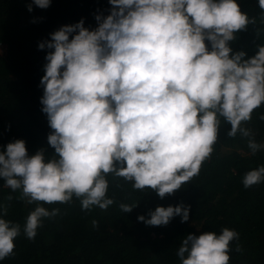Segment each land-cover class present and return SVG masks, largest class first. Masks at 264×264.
Instances as JSON below:
<instances>
[{
	"label": "clouds",
	"instance_id": "obj_1",
	"mask_svg": "<svg viewBox=\"0 0 264 264\" xmlns=\"http://www.w3.org/2000/svg\"><path fill=\"white\" fill-rule=\"evenodd\" d=\"M33 3L46 9L51 0ZM110 3L111 14L97 15L95 30L81 20L39 44L41 50H54L46 56L41 103L55 155L46 158L41 149L30 156L24 140L0 151L4 186L36 204L23 229L3 218L8 209L0 204V260L13 254L21 231L33 240L45 218L60 214L44 204H69L75 197L82 210H107L114 204L107 196L109 174L131 182L135 190L150 188L161 198L174 194L211 158L221 118L231 124L230 137L248 138L253 155L264 149L244 126L264 104V46L249 59L243 51L233 53L234 33L255 23L236 0ZM259 7L264 9V0ZM262 182L264 165L242 177L246 189ZM136 206L120 208L130 213ZM189 213L190 206L183 204L161 206L138 220L161 226L175 216L187 222ZM92 224L98 227V221ZM239 238L228 227L219 235L190 234L177 256L180 264H230L231 244Z\"/></svg>",
	"mask_w": 264,
	"mask_h": 264
},
{
	"label": "trees",
	"instance_id": "obj_2",
	"mask_svg": "<svg viewBox=\"0 0 264 264\" xmlns=\"http://www.w3.org/2000/svg\"><path fill=\"white\" fill-rule=\"evenodd\" d=\"M241 11L255 23L234 33L229 42L233 53L243 51L244 59L254 57L264 46V9L259 0H236ZM32 5V11L28 6ZM114 6L110 0H51L42 9L33 0H0V151L15 140H24L30 156L44 149L46 158L55 155L48 143L53 131L42 111L41 85L49 51L39 48L51 40V33L81 20L95 30L97 15L107 17ZM78 33H73V36ZM72 37H70L71 39ZM211 51V42L205 40ZM264 104L254 110L245 127L256 142L264 144ZM222 119L218 142L211 158L202 164L198 176L161 198L155 190H135L123 178L108 175L107 196L114 204L107 210H82L80 201L43 206L59 208L60 214L44 219L35 239L21 231L11 256L0 264H180L177 251L187 235L221 233L235 229L240 238L231 244L230 264H264V182L244 188L243 175L264 165V149L252 154L248 138L228 135L231 124ZM0 177V204L7 206L3 218L19 223L21 229L36 204L19 199V191L5 187ZM12 196V200L7 198ZM42 203V202H41ZM121 204H137L124 213ZM190 206L189 220L175 216L167 225L150 226L139 221L157 207ZM98 221L94 227L92 221ZM237 245L240 251H236Z\"/></svg>",
	"mask_w": 264,
	"mask_h": 264
}]
</instances>
